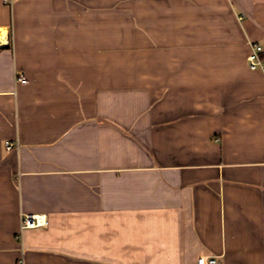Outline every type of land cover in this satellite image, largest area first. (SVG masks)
I'll use <instances>...</instances> for the list:
<instances>
[{"label":"crops","instance_id":"crops-1","mask_svg":"<svg viewBox=\"0 0 264 264\" xmlns=\"http://www.w3.org/2000/svg\"><path fill=\"white\" fill-rule=\"evenodd\" d=\"M255 43L264 0H0V264H264Z\"/></svg>","mask_w":264,"mask_h":264},{"label":"built area","instance_id":"built-area-1","mask_svg":"<svg viewBox=\"0 0 264 264\" xmlns=\"http://www.w3.org/2000/svg\"><path fill=\"white\" fill-rule=\"evenodd\" d=\"M16 1L21 0H3L4 4L12 5ZM249 68L252 71L261 70L264 72V48L261 44L255 43L252 47V51L248 56ZM16 82L20 84H27V80L25 75L22 72H18L16 74ZM13 143L8 144V149H11ZM16 147V145H14ZM22 230L25 229H34L35 227L42 226V219L39 216H25L22 220ZM197 264H221L218 258L213 256L207 257H199L197 260ZM22 264L23 261H22Z\"/></svg>","mask_w":264,"mask_h":264}]
</instances>
